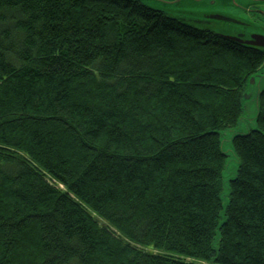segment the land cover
Masks as SVG:
<instances>
[{"label": "trees", "instance_id": "1", "mask_svg": "<svg viewBox=\"0 0 264 264\" xmlns=\"http://www.w3.org/2000/svg\"><path fill=\"white\" fill-rule=\"evenodd\" d=\"M264 52L136 0H0V264H264Z\"/></svg>", "mask_w": 264, "mask_h": 264}, {"label": "rangeland", "instance_id": "2", "mask_svg": "<svg viewBox=\"0 0 264 264\" xmlns=\"http://www.w3.org/2000/svg\"><path fill=\"white\" fill-rule=\"evenodd\" d=\"M149 8L161 11L168 17L183 20L185 23L199 28L215 32L222 36L235 37L239 33L246 35L251 32L264 30V15L248 12L240 8L242 5L248 7L247 0H142ZM264 9V3L258 4ZM222 15L240 20L246 26L210 19L209 16ZM208 15V16H207ZM221 15V16H222ZM212 17V16H211ZM259 77L253 79V83L245 87L246 96L244 99V111L236 126L227 131L222 137L223 152L226 154L225 168L223 171V191L221 194L222 205L225 207L228 202V185L237 172V162L232 152V139L235 134H246L256 128L255 117L257 115V95L264 90V68L259 72Z\"/></svg>", "mask_w": 264, "mask_h": 264}, {"label": "water", "instance_id": "3", "mask_svg": "<svg viewBox=\"0 0 264 264\" xmlns=\"http://www.w3.org/2000/svg\"><path fill=\"white\" fill-rule=\"evenodd\" d=\"M136 1H139V2H141V3H143L142 2V0H136ZM233 1V3H236V0H232ZM247 2L251 5H254V4H259V3H264V0H247ZM244 6L242 5L240 8H243ZM212 16V17H211ZM211 16H209V18L210 19H215V20H220V21H229V22H235L234 20H232V19H229V18H226V17H224V16H221V15H216V16H213V15H211ZM219 35V34H218ZM220 36H222V35H220ZM223 38H225V39H227V40H231V41H233V42H236V43H239V44H241V45H244V46H249V47H254V48H257V49H260V50H262L263 52H264V36H262V35H253V36H251V39L250 40H245V39H243V38H241V37H227V36H222ZM259 74V73H258ZM255 75V76H253V77H251L249 80H248V83L247 84H249V81H251V83H253V79H255V77H259V75ZM262 93H264V90L263 91H261L258 95H257V98H256V102H257V115H256V117H255V123H256V120H257V118H258V115H259V111H260V103H259V101H260V96H261V94ZM246 100V99H249V97L248 96H246V93H244L243 94V99H242V108H243V111H244V103H243V100ZM241 118H239V120H240ZM239 122V121H238ZM257 131V125H256V128L255 129H253V130H251L249 133H244V134H235V135H233V137H232V139H230V142H231V144H232V141H233V139L235 138V137H238V136H247L248 134H250L251 132H256ZM227 133V131L226 132H224L223 134H222V136H221V145H220V148H221V151H222V153H223V155H225V157H227L226 156V154L223 152V143H222V137L225 135ZM232 152H233V147H232ZM233 155H234V157H235V154H234V152H233ZM235 159H236V157H235ZM236 162H237V166H238V161H237V159H236ZM236 176V175H235ZM235 178V177H234ZM233 178V179H234ZM233 179H231V180H233ZM230 180V181H231ZM229 181V182H230ZM228 192H229V189H228Z\"/></svg>", "mask_w": 264, "mask_h": 264}, {"label": "flooded vegetation", "instance_id": "4", "mask_svg": "<svg viewBox=\"0 0 264 264\" xmlns=\"http://www.w3.org/2000/svg\"><path fill=\"white\" fill-rule=\"evenodd\" d=\"M243 10H247L248 12H254L256 14H263L264 15V9L260 8L258 4H254V5L251 4L248 7L244 6ZM218 14L222 15V13H218ZM222 16H224V15H222ZM224 17H226V16H224ZM226 18H229V17H226ZM229 19H232L235 22H229V21H225V22L233 23V24H236V25L244 26V27L246 26L240 20L233 19V18H229ZM253 35H262V36H264V30L260 31V32H251L248 35H246L245 33H239V34L235 35V37H241V38H243L245 40H250L251 36H253Z\"/></svg>", "mask_w": 264, "mask_h": 264}]
</instances>
